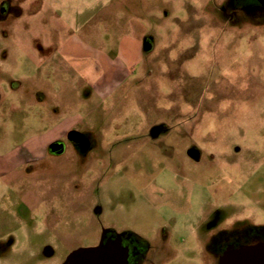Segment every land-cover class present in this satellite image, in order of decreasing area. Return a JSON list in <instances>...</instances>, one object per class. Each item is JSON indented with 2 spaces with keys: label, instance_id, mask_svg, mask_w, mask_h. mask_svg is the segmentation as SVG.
I'll return each mask as SVG.
<instances>
[{
  "label": "rangeland",
  "instance_id": "1",
  "mask_svg": "<svg viewBox=\"0 0 264 264\" xmlns=\"http://www.w3.org/2000/svg\"><path fill=\"white\" fill-rule=\"evenodd\" d=\"M3 2L22 9L0 23V78L36 95L29 106L17 93L1 103L0 166L22 149L41 158L73 132L93 143L87 157L35 164L50 167L24 181L40 220L0 217V264L64 263L108 225L144 238L158 264H216L204 253L210 236L264 226V14L221 11L220 0ZM132 23L154 49L129 68L121 41ZM63 42L87 52L60 61ZM100 57L117 62L121 83L113 91L105 78L108 94L95 90L109 74Z\"/></svg>",
  "mask_w": 264,
  "mask_h": 264
},
{
  "label": "flooded vegetation",
  "instance_id": "2",
  "mask_svg": "<svg viewBox=\"0 0 264 264\" xmlns=\"http://www.w3.org/2000/svg\"><path fill=\"white\" fill-rule=\"evenodd\" d=\"M221 11H227L238 14H264V0H220V4L217 5ZM216 6V7H217ZM22 8L10 6L8 2H3L0 7V23L4 22L11 16L19 18ZM145 52L153 51L152 38L147 35L143 43ZM145 46L151 49L147 50ZM0 105L3 103L6 94L14 95L20 94L22 99L28 104L31 96V90L26 89L23 86L25 81L10 82L2 80L0 78ZM14 105V104H13ZM16 106V105H14ZM92 135L89 133L73 132L67 136L65 141H58L53 143L45 152L41 158H35L30 152L23 151L20 156L21 166H18L13 172L12 177L6 181L0 177V181L3 184V192L0 195V207L2 214L0 217L4 222L8 223L11 218H20L22 220L25 215V210H28L31 214L29 223L34 225L40 220V216L35 215V207L26 203L28 200L29 188L25 187L24 181L31 177H44L50 172V167L43 166L41 169L37 168L35 164L38 162L48 161L50 157L62 158L65 156L74 157L78 155L81 157H87L89 151L83 149L84 146L93 143ZM78 138V140H74ZM70 147L71 149H68ZM188 156L196 162H200L203 154L202 152L191 147L188 150ZM73 159V158H72ZM71 161H74L71 160ZM39 195V191H38ZM2 196V197H1ZM37 203L46 202V199L37 197ZM102 213V210L96 208L95 214L98 216ZM53 215L52 210L45 215L47 223H50V216ZM16 216V217H15ZM16 221V220H15ZM58 223V222H57ZM264 242V226H256L253 224H247L239 229H226L220 230L210 236L206 244L204 245V253H207L209 257H213L218 264L220 257L229 249H239L244 246H250L257 243ZM112 248L116 253L121 254V262L119 264H158L156 257L154 256L155 250L152 246L142 237L138 236L134 232L126 229L116 228L112 225L102 227L98 241L95 246L91 248ZM48 255H52L51 250H47ZM61 263V264H65Z\"/></svg>",
  "mask_w": 264,
  "mask_h": 264
},
{
  "label": "crops",
  "instance_id": "3",
  "mask_svg": "<svg viewBox=\"0 0 264 264\" xmlns=\"http://www.w3.org/2000/svg\"><path fill=\"white\" fill-rule=\"evenodd\" d=\"M44 4L42 6L41 9H39V11L35 12L32 16V18L34 20H36L38 18V16L41 14V10L44 8ZM44 25L46 26V24L44 23ZM133 25V23H132ZM134 28V34L131 38H124L121 41L122 44V50H121V59L122 61H124L126 63V65L130 68L133 65H138L140 63H142L143 58L145 57V49L143 46L144 43V39L147 35H149V33L146 31V29H144V27H142V25L138 24V25H133ZM37 37L35 36V39ZM40 45L42 47H47L49 48L50 46H52V43L49 42H42L40 43ZM75 44H68V43H60L59 48H56V51L54 52V56L56 57V55H59L62 57V59L59 58V60H63V58H76L82 54H86V50L84 48H80L78 49L77 47H75ZM36 51V50H35ZM41 60V58H39ZM53 62L52 61V56H50L49 58H45L44 62ZM116 61L113 59L111 60V58H99V67L101 69V71H108L109 74L103 75V78L101 81H97L96 86H95V90L99 93H101L105 87V84L103 83V80L106 78L107 81V86L109 87H114L112 88V90H115L116 86H119L121 82H119L117 84V82L115 81V77H117V71L118 69L116 68ZM104 73V72H103ZM93 91V90H92ZM92 91H90V95H92ZM107 94L109 93L108 89L104 90ZM104 93V92H103ZM35 91L32 90L31 91V96L29 99V103L28 106L35 100ZM41 101H45V98H40ZM58 113V112H56ZM23 151H27L30 152L27 149H22L18 151V154L15 155V163L12 162L13 164L11 166H0V177L3 178V181H6L5 179H10L13 175V172L15 171V169L18 166H21V160H20V156L21 153ZM31 153V152H30ZM32 155V154H31ZM33 156V155H32ZM2 197V196H1Z\"/></svg>",
  "mask_w": 264,
  "mask_h": 264
},
{
  "label": "water",
  "instance_id": "4",
  "mask_svg": "<svg viewBox=\"0 0 264 264\" xmlns=\"http://www.w3.org/2000/svg\"><path fill=\"white\" fill-rule=\"evenodd\" d=\"M145 48L151 49L148 46ZM120 262L121 254L110 247L78 250L69 256L65 264H119ZM218 264H264V242L239 249L229 248L220 257Z\"/></svg>",
  "mask_w": 264,
  "mask_h": 264
}]
</instances>
